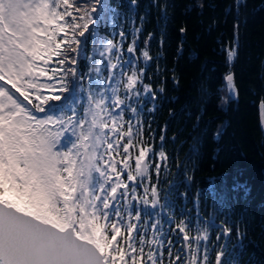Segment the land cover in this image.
Listing matches in <instances>:
<instances>
[{
	"label": "snow or ice",
	"instance_id": "6c2138e0",
	"mask_svg": "<svg viewBox=\"0 0 264 264\" xmlns=\"http://www.w3.org/2000/svg\"><path fill=\"white\" fill-rule=\"evenodd\" d=\"M138 9L0 0V264H240L245 234L214 181L212 210L200 190L190 208L188 166L173 173L163 130L155 143L147 117L164 89L148 76L154 34L139 46ZM224 51L231 66L235 41ZM224 81V103L238 99L234 73ZM259 116L264 126V98Z\"/></svg>",
	"mask_w": 264,
	"mask_h": 264
},
{
	"label": "trees",
	"instance_id": "16d2710c",
	"mask_svg": "<svg viewBox=\"0 0 264 264\" xmlns=\"http://www.w3.org/2000/svg\"><path fill=\"white\" fill-rule=\"evenodd\" d=\"M127 2L111 0L121 10ZM157 2L167 6L166 18L152 0H138V11L148 12L139 46L144 47L148 33L154 34L148 76L154 88L164 89L158 92L156 111L147 117L156 130L155 143H160L163 130L173 173L177 159L188 166L193 177L190 208L200 190L205 215L212 210L207 189L214 181L223 196V211L245 234L240 264H264V134L257 117V104L264 98V0H245L239 13L234 8L226 11L233 0ZM199 3L202 10L196 6ZM181 27L186 29L183 34ZM233 41L237 56L229 66L224 49ZM229 71L235 75L239 97L224 103V76ZM179 191H185L184 184ZM235 237L234 231L233 242Z\"/></svg>",
	"mask_w": 264,
	"mask_h": 264
},
{
	"label": "water",
	"instance_id": "95a60500",
	"mask_svg": "<svg viewBox=\"0 0 264 264\" xmlns=\"http://www.w3.org/2000/svg\"><path fill=\"white\" fill-rule=\"evenodd\" d=\"M257 117H258V126L262 133L264 134V126L261 125L260 116H259V103L257 104Z\"/></svg>",
	"mask_w": 264,
	"mask_h": 264
}]
</instances>
